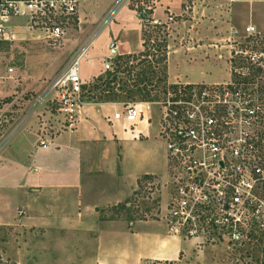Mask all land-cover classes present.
Here are the masks:
<instances>
[{"label": "built area", "instance_id": "built-area-1", "mask_svg": "<svg viewBox=\"0 0 264 264\" xmlns=\"http://www.w3.org/2000/svg\"><path fill=\"white\" fill-rule=\"evenodd\" d=\"M157 1L138 0L135 13L148 27L164 30L173 16L168 11L164 20L153 18ZM78 6L79 0H0V42L14 39L11 22L20 19L24 29L35 32L51 50H59L80 21ZM184 6L188 10V2ZM243 33L256 48L235 50L241 44L232 38L237 29L227 38L231 52L243 62L233 66L229 60L231 71L242 75L239 82L166 84L152 100L126 104L114 112L112 120L121 121L123 129L133 133L137 123L148 122L157 107L166 177L163 183L150 178L144 193L155 199L154 194L165 189L167 198L159 218L168 232L185 239L224 242L238 253L239 264H264V104L246 93L241 82L248 74L247 66L264 73V33L253 25ZM82 55L47 81L36 98L55 110L59 130H75L88 103L80 74ZM112 59L105 58V71L112 70ZM259 78L264 80V76ZM49 135L43 126L37 146L47 148Z\"/></svg>", "mask_w": 264, "mask_h": 264}, {"label": "rangeland", "instance_id": "rangeland-1", "mask_svg": "<svg viewBox=\"0 0 264 264\" xmlns=\"http://www.w3.org/2000/svg\"><path fill=\"white\" fill-rule=\"evenodd\" d=\"M137 1L85 0V9H82L81 6L79 9V23L77 22L76 26L66 35V40L59 50H51L38 38L35 32L24 29L22 26L23 20L19 19L11 22L15 26L16 35L14 39L0 42V154L3 149H6L3 152H8L9 148H17V141L11 136L21 127L27 118L29 119L28 125L37 126L38 124L45 123L43 126L46 129L48 128L46 122H49V124H52L51 120L56 122L58 117L55 115V110L53 108L48 109L44 103L39 104L36 98L42 93L45 83L56 75H59L79 53H83L79 61L83 86L89 88L96 83V78L91 76L94 68H97L101 72L99 75L104 76L106 72L103 69L104 54L111 53L109 41L106 40L105 36L111 33L113 27L110 25L103 27L106 22L110 21V17L100 16L92 18L90 13L94 12L96 15H101L106 10L118 7L121 3H124L121 7L126 5L128 11H132L135 14L131 12L124 13L127 22L130 23L125 32H123L124 38H126L128 44L133 45L138 38V25L135 24L137 19L135 4ZM188 1L189 7L191 6L192 9L191 0H185V3ZM219 3L220 0H212L210 2H207V0L197 1L200 7L205 8L206 6L210 10L203 13L204 15L201 16V20H198L196 23L191 22L193 20L184 13L182 15H174L172 13L173 20L167 23V29L165 28L164 30H154L150 25L148 27L147 23L145 24L140 21L142 43L143 40H146L147 46H150L153 40L154 44L158 43L156 45L158 51H152L155 54L154 59H158L162 55L163 42L166 44L170 42L171 46L176 47L182 45L188 39L179 37L180 33L183 31L187 32L189 28L200 30L204 34L202 40L204 42L208 41V31L212 32L213 28L217 26L214 24L215 19L212 8L214 7L213 9H215V5ZM157 4L155 3L154 6L156 7ZM201 10L203 8L199 9L200 12ZM189 11L191 10L189 9ZM165 18L166 16H164ZM190 23L193 26H190ZM243 29H237L238 34L232 37L241 42V44L234 46V49L253 50L256 46L252 45L249 39H244L245 33H243ZM258 30L264 33V29ZM221 34L222 37L219 40L216 39L214 44L218 48H222L219 50L223 54L224 50L228 51L226 56L227 61L229 62L230 60L233 66L243 65V62L238 60V55L231 52L233 48L228 45L230 43L227 36H224L223 33ZM141 47V51H143L144 47ZM112 55L113 53L110 56ZM139 59L130 60V64L135 66L131 73V80H135L136 73L141 72L143 69L147 70L145 67L146 63L139 62ZM214 61L216 63H213ZM212 64L214 67L212 72L215 79L224 77L225 70L223 69V63L220 60L213 59ZM160 66L161 64H158L156 68H160ZM183 66L185 64L179 65L180 68ZM174 67L175 65L173 64L172 68ZM191 67L194 68L195 65ZM9 69L11 70L9 71ZM155 72L154 76L149 72L146 73L152 84L147 87L150 89L149 95L151 96L156 94L162 85L161 82H158V79L161 77V71L159 72L158 69H155ZM119 76L122 81L126 79L125 73H120ZM232 78L231 76L230 81ZM127 84L130 87L132 81H128ZM205 85L214 86L213 84ZM141 100L145 101L140 96H134L132 98H122L121 102H115V104L121 110L126 104H131L135 101L141 102ZM92 101H96V99L89 102ZM46 115L48 118L41 119L42 116ZM157 115L158 109L154 107V111L151 112V119L148 122L158 129ZM48 130L52 131L50 128ZM28 143L29 136L27 135L22 142V146L20 145L21 150H24ZM130 163V160L126 161L127 170L131 167ZM8 169H11V167L0 168V264H67L66 259L62 256L66 245L57 244V241L65 237L77 239L85 236V264H99V260L103 264H119V256L116 253L125 248L134 250V253H137V264H150V260L144 259V254H157L156 248H151L146 253L140 242L129 243L121 236L117 240H105V244H98L96 239L99 233L97 232V228L92 226L85 229L73 228L72 230L55 227L56 224L54 222L66 219L63 216L64 213L50 212V200L39 201L38 192L34 188L32 189V187L28 188L31 186L29 184L32 183L33 179H26L21 174L11 173V170L8 171ZM165 177L166 173L164 176H157L156 179L160 183H163ZM150 178L154 177L141 179L138 182L136 194H131L126 199L129 200L126 209H119L117 207V204L126 201L124 200L100 210L96 209V211H99L100 217L122 220L127 225V228H130V222L136 220L146 221L142 223L144 226H147L154 233H161L169 240L168 246L171 251L173 248L179 249V256L174 260L175 264H239L241 262V260H237L241 259L238 253L235 250L229 249L231 246H227L224 242L218 243L203 238L185 239L183 235H175L168 232L166 226L159 218L160 208L164 205V201L167 198L165 189L158 190L154 194L155 199L150 196L148 197L144 191L147 182L151 180ZM26 189L30 198H26L28 197ZM26 199L29 201L28 204H32L31 207L25 204ZM83 200H85V197ZM38 201L40 202V206L45 207V209L38 205ZM71 202L67 213L73 212L74 222L85 221V211L81 212L79 210L77 212V207L72 211ZM36 215L42 221H47L48 223H43V227L36 225ZM76 247L79 246L75 244L74 248ZM100 253H104V256L101 258H99Z\"/></svg>", "mask_w": 264, "mask_h": 264}, {"label": "crops", "instance_id": "crops-1", "mask_svg": "<svg viewBox=\"0 0 264 264\" xmlns=\"http://www.w3.org/2000/svg\"><path fill=\"white\" fill-rule=\"evenodd\" d=\"M197 1L199 0H191L192 9L190 6L188 10H185V0H158L152 17L164 20L168 11L174 15L184 13L193 20L191 22L196 23L201 20L203 13L210 10L206 6L205 8L200 7ZM210 1L212 0H207V2ZM122 4L124 3L106 10L101 15L90 13L92 18L110 17V21L106 22L103 27L109 25L113 27L111 33L105 36L109 41L108 44H114L115 53L112 57L137 54L142 48L141 24L137 17L135 22L138 25L137 40L132 45L128 44L124 38L123 32L130 24L124 13H134L128 11L126 5L121 7ZM84 5L85 0H79L78 15L80 6L85 9ZM215 6V9L212 8V13L215 19L214 24L217 26L212 32L208 31V41L202 40L204 34L200 30L189 28L187 32L180 33L179 37L188 39L182 45L176 47L171 46L170 42L167 43L165 65L168 84L178 82L228 83L231 77L230 62L226 57L228 51L224 50L223 54L219 50L222 48H218L214 41L222 37L221 33L228 38L231 36L232 29L242 30L248 25H253L260 30L264 29V0H220V3ZM200 8H203L201 12ZM104 55L106 58L111 53ZM213 59L223 63L224 77L215 79L212 72ZM173 64L174 68H172ZM180 64H185V66L180 68ZM192 65L195 67L192 68ZM100 73L97 68H94L91 76L96 78ZM117 111L120 110L115 103L88 102L82 108L81 122L73 131L59 130L57 121L51 120V125L46 122L52 131L49 135V145L45 149L36 144L38 131L45 123L30 126L27 118L11 136L16 139L17 148H9L8 152H3L6 149L1 151L0 168L11 167L8 169L11 173L21 174L26 179H33L28 188L32 187L38 192L39 201L49 199L50 212L64 213L63 216L66 219L54 222L55 227L72 230L92 226L97 228L99 233L96 239L98 244H105V240H117L121 236L129 243L140 242L146 253L151 248L157 249V254H144V259L150 261L175 260L179 256V249L173 248L171 251L168 246L169 240L161 233H154L144 226L142 223L146 221L130 222V228H127L122 220L100 217L99 211H96V209L100 210L126 200L136 191L138 182L146 176H164L166 173L165 150L158 136V129L149 122L141 120L135 126L133 133L125 131L121 121L112 120L113 113ZM45 117L48 118L46 115L41 119ZM27 135L29 143L24 150H21L22 142ZM127 160L131 162L128 170L126 169ZM27 189L28 197L26 198H30ZM84 197L85 200H83ZM28 202L26 199L25 204L31 207L32 204ZM70 202L72 211L76 207L77 212L85 211V221L74 222L73 212L67 213ZM38 205L40 206V202ZM42 208L45 209V207ZM38 218V216L35 218L36 225L43 227V223H48ZM57 244L66 245L62 256L67 264H85V236L77 239L65 237L57 241ZM75 244L79 247L74 248ZM134 252L128 248L117 251L119 264H137V253ZM102 256L104 253H100L99 258ZM101 262L99 260V264H103Z\"/></svg>", "mask_w": 264, "mask_h": 264}, {"label": "trees", "instance_id": "trees-1", "mask_svg": "<svg viewBox=\"0 0 264 264\" xmlns=\"http://www.w3.org/2000/svg\"><path fill=\"white\" fill-rule=\"evenodd\" d=\"M153 29L159 30L160 27H156ZM146 44H147L146 40H143L142 46L144 47V50L140 51L137 54L115 55L112 59V65H113L112 70L106 71L104 76L103 75L97 76L95 79L96 83L93 84L91 87L87 88L85 86V89L87 90L85 94L87 101L89 102L93 99H96V101H92V102L115 103V102H121L122 98H132L134 96H140L142 97V99H145V101L152 100V96L149 95L150 89L147 88L152 84L149 77L146 76V73L149 72L151 75L154 76V74L156 73L155 69H158L159 72L161 71V77L158 79V82L162 83L160 88H164L166 84H168L166 81V65H165L166 55H167L166 54L167 44L163 42L164 48H162L161 50L162 55L158 59H154L155 54L152 53V51L154 50L158 51L156 49V45L158 43L154 44V40H153V43H151L150 46H147ZM131 59L133 60L139 59V62L146 63L145 67L147 68V70L143 69L141 70V72L136 73L135 80H131L132 79L131 73L135 67L134 65L130 64ZM158 64L159 65L161 64L160 68H156V65ZM247 68H248V74L243 76L241 81L243 83V89L246 91V93L250 94L252 97H256L258 100L262 102V104H264V80H261L259 78L260 76H264V73L258 68H253L251 66H247ZM120 73H125L126 79L124 81H122L121 77L119 76ZM231 76L233 77L231 81L237 82L242 75L236 73L232 69ZM128 81H132L130 87L127 84ZM146 178L149 177L146 176L145 179ZM133 194H136V192H134ZM128 202L129 200L119 203L117 204V207L119 209H126V205ZM150 264H175V261L155 260V261H151Z\"/></svg>", "mask_w": 264, "mask_h": 264}, {"label": "water", "instance_id": "water-1", "mask_svg": "<svg viewBox=\"0 0 264 264\" xmlns=\"http://www.w3.org/2000/svg\"><path fill=\"white\" fill-rule=\"evenodd\" d=\"M110 50H111V53H113V54L115 53L114 44L110 45Z\"/></svg>", "mask_w": 264, "mask_h": 264}]
</instances>
